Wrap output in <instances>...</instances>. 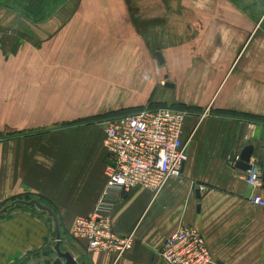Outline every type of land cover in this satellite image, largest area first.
I'll return each mask as SVG.
<instances>
[{
	"label": "crops",
	"instance_id": "crops-1",
	"mask_svg": "<svg viewBox=\"0 0 264 264\" xmlns=\"http://www.w3.org/2000/svg\"><path fill=\"white\" fill-rule=\"evenodd\" d=\"M128 1V7L99 9L82 0L68 18L57 13L42 22L0 7V27L12 31L0 49V264H24L30 256L45 259L54 252L51 218L16 204L26 197L56 214L60 249L76 264H166L159 251L181 228L199 230L218 264H264V209L250 203L254 195L264 197V180L252 188L243 171L229 163L251 146V159L264 173V124L232 115L264 118L260 23L247 22L241 10L215 0L184 5L176 0L175 8L166 0ZM133 20H157L160 45H171L172 38L191 30L196 55L182 63L164 48L155 86ZM108 56L111 61L105 62ZM168 73L181 79L186 96L170 100L158 92L152 102L195 109L181 133L182 175L169 179L157 195L145 189L129 195L110 191L111 227L121 236L133 232L135 243L117 260L86 253L70 231L75 218L92 215L105 189L104 125H66L108 110L145 106L157 88L169 89L160 82ZM195 185L207 190L199 192Z\"/></svg>",
	"mask_w": 264,
	"mask_h": 264
},
{
	"label": "built area",
	"instance_id": "built-area-1",
	"mask_svg": "<svg viewBox=\"0 0 264 264\" xmlns=\"http://www.w3.org/2000/svg\"><path fill=\"white\" fill-rule=\"evenodd\" d=\"M12 31L0 27V49ZM189 114L171 107L145 108L132 115L112 117L103 121V147L108 156L105 166L106 185L89 217L75 218L70 236L84 244L86 253H106L116 260L135 243L134 233L116 234L109 217L110 191L129 195L138 189L157 195L171 178H180L186 162L185 142L181 133ZM239 156L229 161L235 167ZM262 170L250 158L243 179L252 188L262 184ZM199 192L207 188L195 185ZM254 206L264 209V197L254 195ZM160 257L166 264H218L207 248L201 232L181 228L164 241Z\"/></svg>",
	"mask_w": 264,
	"mask_h": 264
},
{
	"label": "rangeland",
	"instance_id": "rangeland-1",
	"mask_svg": "<svg viewBox=\"0 0 264 264\" xmlns=\"http://www.w3.org/2000/svg\"><path fill=\"white\" fill-rule=\"evenodd\" d=\"M82 0H0V7H3L8 10H12L15 12L20 13L21 11H25V13H28L32 18V20L37 21V22H42L45 21L47 18L56 15L59 13L60 18H68L70 15V12H74L75 8L77 7L78 4H80ZM89 1L87 5H95L99 9H106V7H113L114 5L121 4L123 6H129L130 3L128 0H121L117 2L116 0H87ZM179 1V0H178ZM190 0H182V4H190ZM192 1V0H191ZM153 2L152 4L154 5V0H151ZM152 4H150L152 6ZM179 3L176 0H166V6L175 8ZM216 5H229L233 6L239 10H241L245 17L247 18V22H251L253 24H256L257 22L260 21V24L257 28V33L259 35L264 36V0H215ZM141 5V3H140ZM64 7V8H63ZM178 7V6H177ZM63 9V12L61 11ZM58 15V14H57ZM151 15H156V14H151ZM169 15H176V14H169ZM182 17L183 15H178L177 17ZM170 19H172L169 16ZM157 20H153L152 22H145V23H138L137 20H133L132 23V28L134 30L135 36H137L138 40L140 43H142V46L140 47L141 49L144 48L146 49L148 55H149V62L151 65V68L154 69L152 74L154 75L151 77L150 81L152 84L156 86V77H155V71L159 67L155 54L157 52H163L164 53V48L168 49L169 53H173V56L176 58V54L179 55L180 59L179 62L184 63L185 61L187 62L190 59V55H194L196 52L192 47L190 46V40L193 39V34L190 33L186 37H180V38H172L171 40L174 41L175 43L170 44H163L160 45L157 42V39L155 38L158 29L155 26ZM148 36V37H147ZM106 37V36H104ZM103 37V38H104ZM191 37V39H190ZM166 45V46H165ZM115 48V47H114ZM119 48V47H118ZM123 55H124V51ZM120 52V54L122 53ZM112 54V55H111ZM111 55V60H113V55L114 52L110 53L109 56ZM196 55V54H195ZM109 56L105 59V62H110L111 60H108ZM182 57V58H181ZM183 59L185 61H183ZM164 76L160 78L161 81H165L166 83H170L173 85L172 88H164L162 87L157 88L151 95V99L145 104V106H138V107H155L159 106L160 103H155L152 102V98L154 95L158 92L163 93L164 95H169L171 96L170 100L173 99V97L176 98H183L186 96V92L184 91V86L182 84L181 79L177 78L175 80L174 76L171 73L168 74H163ZM168 101L170 103L171 101ZM163 104V103H162ZM163 105H168L164 103ZM172 105V104H171ZM175 106H182L184 108H187L188 110H183L186 111L188 114H191V112H194L195 109L193 106H188L186 104L182 103H173ZM133 108L137 107H126V108H118V109H113V110H108L104 113L101 114H96L94 116H90L84 119H80L79 122H89V121H94V122H100L103 117H107L111 114H118L122 113L128 110H131ZM123 115V114H121ZM112 116L108 117L111 118ZM114 117V116H113ZM101 119V120H100ZM55 254H49L48 253V258L45 259H54ZM39 259H43L41 254L36 256H30L29 259L25 260L24 264H35L40 261Z\"/></svg>",
	"mask_w": 264,
	"mask_h": 264
},
{
	"label": "water",
	"instance_id": "water-1",
	"mask_svg": "<svg viewBox=\"0 0 264 264\" xmlns=\"http://www.w3.org/2000/svg\"><path fill=\"white\" fill-rule=\"evenodd\" d=\"M260 21H259V23H260ZM155 57H156L158 64H160V65L163 64V59H162V56L159 52H157L155 54ZM165 87L172 88L173 85H171L169 83H165ZM252 152H253V148L251 146H245L239 154V158L235 164V168H237L238 170L243 171V172L248 170V163H249V160L251 158ZM262 180H264V173L262 174ZM195 193H196V197L198 198L199 197L198 191L196 190ZM16 204L24 205L27 207H35L39 211L47 213V215L51 218L52 223H53V233H54V237H55V239H54L55 244L53 247V251L55 254V258L51 259V260L42 259L40 262L35 263V264H76L75 259L73 258V256L69 252H63L60 249L61 239H60V232H59V223H58V219L56 217V214L50 208L42 205L37 200L17 201ZM2 212H5V210H3Z\"/></svg>",
	"mask_w": 264,
	"mask_h": 264
},
{
	"label": "trees",
	"instance_id": "trees-1",
	"mask_svg": "<svg viewBox=\"0 0 264 264\" xmlns=\"http://www.w3.org/2000/svg\"><path fill=\"white\" fill-rule=\"evenodd\" d=\"M21 14H23V15H25L27 18H29V20H31V21H34V20H32L31 18V16L28 14V13H25V11H21L20 12ZM35 22H37V21H35ZM160 107H165V105H160ZM168 107H171V108H175V109H180V110H188L187 108H184V107H182V106H175V105H172V106H168ZM145 108H148V109H152V108H150V107H137V108H133V109H131V110H128V111H125V112H122V113H118V114H111V115H109V116H107V117H103L102 118V120L101 121H104V120H106V119H109L108 117H110V116H114V117H117V116H122L121 114H123V115H132V114H135V113H137V112H139V111H141V110H143V109H145ZM221 113L222 114H232V113H229V112H226V111H221ZM232 115H234V116H241V117H243V118H246V119H249V120H252L253 122H257V123H263L264 124V118H262V117H249V116H247V115H238V114H232ZM111 117V118H112ZM95 121V120H94ZM89 122H93V121H89ZM84 123H87V122H84ZM78 124H82V122H76V123H70V124H67L66 126H74V125H78ZM23 200H25V201H30V200H32V198H28V197H26L25 199H23ZM14 201H16V199H11V201L10 202H14Z\"/></svg>",
	"mask_w": 264,
	"mask_h": 264
}]
</instances>
